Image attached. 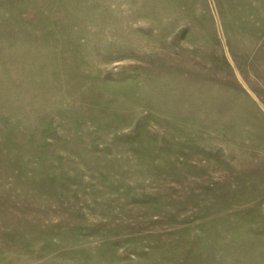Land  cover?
I'll return each instance as SVG.
<instances>
[{
	"label": "rangeland",
	"instance_id": "obj_1",
	"mask_svg": "<svg viewBox=\"0 0 264 264\" xmlns=\"http://www.w3.org/2000/svg\"><path fill=\"white\" fill-rule=\"evenodd\" d=\"M0 264H264V0H0Z\"/></svg>",
	"mask_w": 264,
	"mask_h": 264
}]
</instances>
